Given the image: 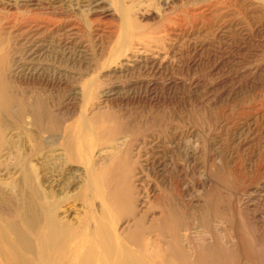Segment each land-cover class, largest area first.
I'll use <instances>...</instances> for the list:
<instances>
[{
  "label": "rangeland",
  "instance_id": "obj_1",
  "mask_svg": "<svg viewBox=\"0 0 264 264\" xmlns=\"http://www.w3.org/2000/svg\"><path fill=\"white\" fill-rule=\"evenodd\" d=\"M0 91L5 225L36 193L170 264H264V0H0Z\"/></svg>",
  "mask_w": 264,
  "mask_h": 264
},
{
  "label": "bare ground",
  "instance_id": "obj_2",
  "mask_svg": "<svg viewBox=\"0 0 264 264\" xmlns=\"http://www.w3.org/2000/svg\"><path fill=\"white\" fill-rule=\"evenodd\" d=\"M4 100L0 91V108L3 106L1 110L8 115L10 106ZM27 178L25 174L23 179ZM93 186L90 178L85 194ZM99 194L95 189L92 199ZM31 195L34 203L26 200L25 209L19 213V226L5 225L0 219V264H170L152 242L132 250L110 227L109 214L105 212L89 213L79 226L71 227L56 217L55 208L46 207L43 195Z\"/></svg>",
  "mask_w": 264,
  "mask_h": 264
}]
</instances>
